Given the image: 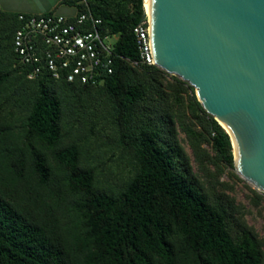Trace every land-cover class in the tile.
Masks as SVG:
<instances>
[{
  "label": "trees",
  "instance_id": "16d2710c",
  "mask_svg": "<svg viewBox=\"0 0 264 264\" xmlns=\"http://www.w3.org/2000/svg\"><path fill=\"white\" fill-rule=\"evenodd\" d=\"M63 1L118 36L114 70L56 78L43 44L24 63L21 13L0 7V264H262L235 200L202 190L177 124L203 167L235 166L230 134L185 81L140 60L145 0Z\"/></svg>",
  "mask_w": 264,
  "mask_h": 264
},
{
  "label": "water",
  "instance_id": "95a60500",
  "mask_svg": "<svg viewBox=\"0 0 264 264\" xmlns=\"http://www.w3.org/2000/svg\"><path fill=\"white\" fill-rule=\"evenodd\" d=\"M154 61L196 88L264 191V0H149Z\"/></svg>",
  "mask_w": 264,
  "mask_h": 264
},
{
  "label": "built area",
  "instance_id": "2783aa9c",
  "mask_svg": "<svg viewBox=\"0 0 264 264\" xmlns=\"http://www.w3.org/2000/svg\"><path fill=\"white\" fill-rule=\"evenodd\" d=\"M20 19L22 26L16 32L15 46L24 63H41L43 44L47 68L56 78L64 75L69 81L97 83L103 73L113 72L116 35L97 28L102 19L95 17L91 11L75 16L55 11L29 16L21 13ZM88 25H95V28L87 29ZM134 33L140 60L146 64H156L151 49L148 17L134 27ZM39 72L41 67H34L30 77Z\"/></svg>",
  "mask_w": 264,
  "mask_h": 264
},
{
  "label": "rangeland",
  "instance_id": "374dc122",
  "mask_svg": "<svg viewBox=\"0 0 264 264\" xmlns=\"http://www.w3.org/2000/svg\"><path fill=\"white\" fill-rule=\"evenodd\" d=\"M113 39L115 40V38ZM165 72L167 73V82H174V78L185 81L176 74H172L166 70ZM185 82L187 86L191 87L189 89L190 96L193 93L196 94V88L189 82ZM175 105L179 106L180 102L175 101ZM186 121L194 129L199 130L195 119L191 118L190 114L186 116ZM177 134L180 144L190 158L192 168L202 190L210 196L215 192L225 193L235 200L238 209L234 215V220L236 223L245 226L253 238L259 243L263 253L262 264H264V191H261L252 182L242 177L236 171L235 166H230L217 160L207 162L203 167L198 161L188 137L179 124H177ZM203 146L213 153L207 143H204Z\"/></svg>",
  "mask_w": 264,
  "mask_h": 264
},
{
  "label": "crops",
  "instance_id": "0c3cea01",
  "mask_svg": "<svg viewBox=\"0 0 264 264\" xmlns=\"http://www.w3.org/2000/svg\"><path fill=\"white\" fill-rule=\"evenodd\" d=\"M0 7L4 10L27 14L55 11L67 16H75L79 13L76 5L63 0H0Z\"/></svg>",
  "mask_w": 264,
  "mask_h": 264
},
{
  "label": "bare ground",
  "instance_id": "6f19581e",
  "mask_svg": "<svg viewBox=\"0 0 264 264\" xmlns=\"http://www.w3.org/2000/svg\"><path fill=\"white\" fill-rule=\"evenodd\" d=\"M145 10H146V12H147V14H148V16H149V14H150V5H149V0H145ZM238 172V171H237ZM239 173V172H238ZM241 176H242V174L241 173H239ZM242 177H244V176H242ZM249 181V180H248ZM251 182V181H250ZM253 183V182H252ZM254 184V183H253ZM255 185V184H254ZM256 186V185H255ZM257 187V186H256ZM258 188V187H257ZM259 189V188H258ZM261 190V189H260ZM261 191H263V190H261Z\"/></svg>",
  "mask_w": 264,
  "mask_h": 264
}]
</instances>
